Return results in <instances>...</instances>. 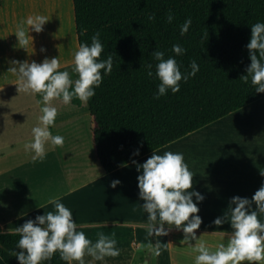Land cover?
I'll list each match as a JSON object with an SVG mask.
<instances>
[{"label": "crops", "instance_id": "0c3cea01", "mask_svg": "<svg viewBox=\"0 0 264 264\" xmlns=\"http://www.w3.org/2000/svg\"><path fill=\"white\" fill-rule=\"evenodd\" d=\"M22 4L28 7L27 0H0V230L14 232L27 219L51 210L53 205L48 201L59 198L90 238L95 240L97 233L103 232L117 241L119 256L106 257L104 261L85 256L86 264H143L144 260L147 264H195L197 253L181 244L182 230L173 228L164 237L148 235L137 164L145 162L153 152L136 160L137 164L105 172L95 155L93 118L87 105L77 108L54 100L58 116L51 130L64 137V144H47L43 160L34 161L33 153L25 150L24 144L32 139V127L39 123L37 101L41 97L18 91L16 78L6 73L7 60L41 62L46 56H60L61 70L71 72L73 52L79 43L73 18V43V35H66L64 22L59 20L56 30L64 39L44 25L43 32L31 33L35 37L34 54L16 47V24L27 17L26 13L19 14ZM41 47L47 51L41 52ZM158 150L161 154L167 150L184 154L194 173V188L205 196L199 203L203 223L197 235L203 233L200 240L214 249L226 243L231 228L228 224L217 228L212 221L227 209L231 197L251 198L264 183V98ZM114 179L122 181L116 188L111 187ZM217 230L227 231L223 235L212 233ZM156 240L161 241L158 256L143 247ZM0 264H5L1 258Z\"/></svg>", "mask_w": 264, "mask_h": 264}, {"label": "clouds", "instance_id": "9594fccd", "mask_svg": "<svg viewBox=\"0 0 264 264\" xmlns=\"http://www.w3.org/2000/svg\"><path fill=\"white\" fill-rule=\"evenodd\" d=\"M149 20H155L150 14ZM175 19L171 9L166 13L169 24ZM49 21L44 14H30L22 18L15 27L17 37L16 47L32 54L35 52V37L44 31V25ZM192 18L187 17L179 25L180 35L189 32ZM87 28L82 29L86 33ZM250 64L246 67V75L241 76L245 84L250 83L257 93H264V21L251 24V36L246 45ZM41 52H46L44 47ZM169 55L158 46L151 53L155 64L146 66V76L159 81L155 99L179 93L182 83H187L200 71V65L192 59L188 68L183 69L176 59L183 56L187 49L179 43H174ZM105 53V45L101 34L96 31L91 36V43L81 42L73 52V67L71 72L64 68L60 56L45 57L41 62L34 59L19 60L9 58L6 73L12 74L19 85L18 91L29 94H39L41 99L38 116L39 123L32 127V139L24 144L26 151L33 153L32 159L43 160L46 157V145L62 146L64 137L53 134L58 108L53 104L58 100L63 104H71L73 99L87 103L96 94L105 76L113 71L114 54ZM75 74L76 78H73ZM142 147V143H141ZM140 155V149L133 156ZM133 164H137L135 160ZM140 174L137 177L139 196L144 201L142 209L147 213L145 225L149 236H168L171 229L182 230L184 238L181 244H187L197 253L195 264H264V183L255 191L251 198L235 195L231 197L226 210L217 216L212 223L219 228L230 225L226 243H219L214 249L207 246L197 235V230L203 223L199 215V203L205 196L194 188V173L190 170L182 152L153 150L151 156L142 164H137ZM264 176V171H261ZM122 181L114 179L111 187L116 188ZM195 198V199H194ZM51 210H45L35 219H27L22 225L12 231L19 234L15 247L11 249L12 256L19 264H50L53 257L67 264H86L85 256L94 260L104 261L106 257H117L120 249L113 236L103 232L97 233L95 240L80 230L81 225L73 216V211L60 201L50 199ZM44 209L43 207H39ZM167 226V227H166ZM227 230H217L223 235ZM4 232L0 230V235ZM192 241H195L193 244ZM160 240L143 245L147 252L154 256L160 254ZM19 249V251H17ZM91 264V261L88 262Z\"/></svg>", "mask_w": 264, "mask_h": 264}, {"label": "trees", "instance_id": "16d2710c", "mask_svg": "<svg viewBox=\"0 0 264 264\" xmlns=\"http://www.w3.org/2000/svg\"><path fill=\"white\" fill-rule=\"evenodd\" d=\"M73 7L78 43H91L99 31L105 45L101 58L114 54L113 71L95 96L87 103L74 98L64 104L89 107L95 155L107 173L264 98L240 80L250 64L251 24L264 21V0H73ZM169 9L175 17L171 24ZM189 16L192 25L181 36L179 25ZM174 43L187 49L176 57L182 71L192 59L200 71L179 93L155 99L159 81L146 76V66L155 64L151 53L157 46L175 55ZM137 148L140 155L133 156ZM18 239L14 232L0 235L5 264H19L11 254ZM50 264L67 262L55 255Z\"/></svg>", "mask_w": 264, "mask_h": 264}, {"label": "rangeland", "instance_id": "374dc122", "mask_svg": "<svg viewBox=\"0 0 264 264\" xmlns=\"http://www.w3.org/2000/svg\"><path fill=\"white\" fill-rule=\"evenodd\" d=\"M34 3H30V0H27L28 7H26L24 4H22L21 8L19 9V14L21 16L26 13L28 15L30 14H44L48 17L49 21L45 24L47 27H49L50 30H53L57 36L60 38H63L58 30H56L57 24H59V20L62 22V10H61V3L59 0H42V4H40V1L33 0ZM73 3V0H72ZM75 25V20H74ZM49 30H45L47 32ZM75 31V26H74ZM56 36V35H55ZM64 39V38H63ZM74 33H73V41L74 42ZM143 264H147V260L143 261Z\"/></svg>", "mask_w": 264, "mask_h": 264}, {"label": "bare ground", "instance_id": "6f19581e", "mask_svg": "<svg viewBox=\"0 0 264 264\" xmlns=\"http://www.w3.org/2000/svg\"><path fill=\"white\" fill-rule=\"evenodd\" d=\"M62 10V21L64 22L65 32L68 37L73 35L74 10L72 0H59Z\"/></svg>", "mask_w": 264, "mask_h": 264}]
</instances>
